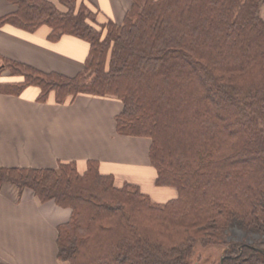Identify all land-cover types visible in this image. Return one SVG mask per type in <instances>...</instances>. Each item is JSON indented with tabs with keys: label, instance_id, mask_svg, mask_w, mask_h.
<instances>
[{
	"label": "trees",
	"instance_id": "obj_1",
	"mask_svg": "<svg viewBox=\"0 0 264 264\" xmlns=\"http://www.w3.org/2000/svg\"><path fill=\"white\" fill-rule=\"evenodd\" d=\"M0 17L49 38L88 41L82 70L42 71L0 54V93L40 88L57 102L114 96L120 134L151 140L156 184L177 196L154 201L138 185H117L88 161L56 168L0 167L6 182L71 208L58 225V258L69 264H196L198 240L227 245L221 264H264V0H132L121 22L99 17L90 0H9ZM239 226L258 234L232 241ZM0 264H4L0 260Z\"/></svg>",
	"mask_w": 264,
	"mask_h": 264
},
{
	"label": "crops",
	"instance_id": "obj_2",
	"mask_svg": "<svg viewBox=\"0 0 264 264\" xmlns=\"http://www.w3.org/2000/svg\"><path fill=\"white\" fill-rule=\"evenodd\" d=\"M51 1L67 9L59 0ZM90 1L101 19L116 22L124 19L132 5V0ZM15 9L9 0H0V17ZM48 34L47 26L28 31L4 24L0 26V54L42 71L78 74L89 53L88 41L71 34L54 41ZM19 80L8 70L0 71V82ZM39 93L35 85L19 94L0 93V167L56 168L60 162L75 161L83 172L93 160L100 172L114 176L117 185L136 184L156 202L177 196L174 187L150 192L159 186L149 159L151 140L117 132L116 115L123 108L120 99L79 94L60 103L53 92L46 101H39ZM70 215L69 207L53 200L42 202L31 189L21 192L15 184L4 183L0 188V260L4 264H69L57 256V235L58 225Z\"/></svg>",
	"mask_w": 264,
	"mask_h": 264
},
{
	"label": "rangeland",
	"instance_id": "obj_3",
	"mask_svg": "<svg viewBox=\"0 0 264 264\" xmlns=\"http://www.w3.org/2000/svg\"><path fill=\"white\" fill-rule=\"evenodd\" d=\"M262 14L264 15V3L262 6ZM2 70L7 71L8 69L4 68ZM8 73H10V70H8ZM159 187L161 186H155V187L153 186L152 189H150V192L152 194H155L154 190L158 191ZM228 232H229L228 238L232 241L253 242L254 238L258 237V234H247L239 226H234L230 228ZM226 248L227 245L216 241H212L207 244H204L203 242H200L198 240V243L196 244L195 253L193 255V260L195 261L196 264H221L222 258L224 259Z\"/></svg>",
	"mask_w": 264,
	"mask_h": 264
},
{
	"label": "water",
	"instance_id": "obj_4",
	"mask_svg": "<svg viewBox=\"0 0 264 264\" xmlns=\"http://www.w3.org/2000/svg\"><path fill=\"white\" fill-rule=\"evenodd\" d=\"M222 261H223V258H222Z\"/></svg>",
	"mask_w": 264,
	"mask_h": 264
}]
</instances>
